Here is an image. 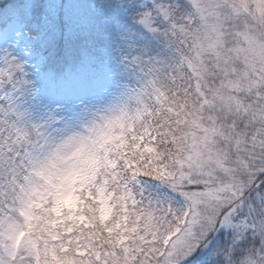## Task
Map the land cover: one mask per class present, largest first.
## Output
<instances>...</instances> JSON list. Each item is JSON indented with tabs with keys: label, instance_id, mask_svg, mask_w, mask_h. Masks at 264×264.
Here are the masks:
<instances>
[{
	"label": "snow or ice",
	"instance_id": "6c2138e0",
	"mask_svg": "<svg viewBox=\"0 0 264 264\" xmlns=\"http://www.w3.org/2000/svg\"><path fill=\"white\" fill-rule=\"evenodd\" d=\"M0 16V264H264V0Z\"/></svg>",
	"mask_w": 264,
	"mask_h": 264
},
{
	"label": "trees",
	"instance_id": "16d2710c",
	"mask_svg": "<svg viewBox=\"0 0 264 264\" xmlns=\"http://www.w3.org/2000/svg\"><path fill=\"white\" fill-rule=\"evenodd\" d=\"M83 2L91 4V3H94L95 0H83ZM18 3H20V0H0V9H6ZM9 22H10L9 19L3 16H0V28H5Z\"/></svg>",
	"mask_w": 264,
	"mask_h": 264
},
{
	"label": "clouds",
	"instance_id": "9594fccd",
	"mask_svg": "<svg viewBox=\"0 0 264 264\" xmlns=\"http://www.w3.org/2000/svg\"><path fill=\"white\" fill-rule=\"evenodd\" d=\"M66 151L69 154V156H71V154L75 151V148L72 145H67L66 146ZM210 259H211V261H215L216 260V257H212Z\"/></svg>",
	"mask_w": 264,
	"mask_h": 264
},
{
	"label": "rangeland",
	"instance_id": "374dc122",
	"mask_svg": "<svg viewBox=\"0 0 264 264\" xmlns=\"http://www.w3.org/2000/svg\"><path fill=\"white\" fill-rule=\"evenodd\" d=\"M11 21L8 23V25H6L5 28H0V32H7L11 29Z\"/></svg>",
	"mask_w": 264,
	"mask_h": 264
}]
</instances>
